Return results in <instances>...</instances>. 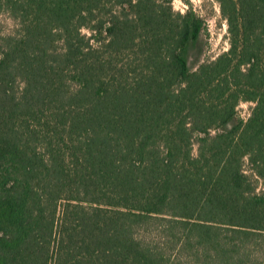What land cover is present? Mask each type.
<instances>
[{
	"label": "trees",
	"instance_id": "16d2710c",
	"mask_svg": "<svg viewBox=\"0 0 264 264\" xmlns=\"http://www.w3.org/2000/svg\"><path fill=\"white\" fill-rule=\"evenodd\" d=\"M172 1L0 0V264H264V0Z\"/></svg>",
	"mask_w": 264,
	"mask_h": 264
},
{
	"label": "rangeland",
	"instance_id": "374dc122",
	"mask_svg": "<svg viewBox=\"0 0 264 264\" xmlns=\"http://www.w3.org/2000/svg\"><path fill=\"white\" fill-rule=\"evenodd\" d=\"M189 2L194 10L201 15L207 22L209 29V45L203 56V60L213 59L219 53L226 50L228 44V29L226 20L220 13L219 5L216 0H173L172 6L175 10L184 11L188 7ZM6 27L11 26L10 20L2 17ZM254 105L251 101H241L237 109L242 117H247ZM193 152L196 153V145L193 147ZM261 181L257 184V190L262 189ZM259 246L256 254L261 256L264 251V237L258 240Z\"/></svg>",
	"mask_w": 264,
	"mask_h": 264
}]
</instances>
